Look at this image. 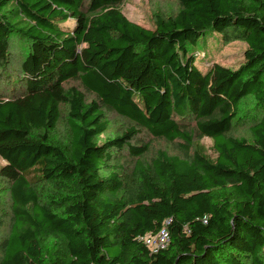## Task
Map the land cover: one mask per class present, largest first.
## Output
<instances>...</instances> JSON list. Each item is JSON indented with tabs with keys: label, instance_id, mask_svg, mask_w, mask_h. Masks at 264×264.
Here are the masks:
<instances>
[{
	"label": "trees",
	"instance_id": "obj_1",
	"mask_svg": "<svg viewBox=\"0 0 264 264\" xmlns=\"http://www.w3.org/2000/svg\"><path fill=\"white\" fill-rule=\"evenodd\" d=\"M123 1L0 0L2 70L29 45L17 96L0 97V264H264V0H175L152 29ZM210 34L247 45L238 68L198 69ZM108 113L129 125L101 141ZM164 228L153 254L142 239Z\"/></svg>",
	"mask_w": 264,
	"mask_h": 264
},
{
	"label": "rangeland",
	"instance_id": "obj_2",
	"mask_svg": "<svg viewBox=\"0 0 264 264\" xmlns=\"http://www.w3.org/2000/svg\"><path fill=\"white\" fill-rule=\"evenodd\" d=\"M122 13L132 22L139 24L145 28H153V18L155 15L161 17H169L175 15L179 11V6L175 0H124L120 6ZM75 22L68 21L62 25L65 30L72 31ZM29 50L28 43L21 39L14 40L11 45V54L6 69L0 67V97H14L19 92V88H15L14 81L16 75L20 72V65L26 57ZM247 50V45L234 41L224 43L222 37L218 34H210L205 39H202L198 48L194 50L195 65L198 69L206 73L214 65H221L226 68L236 69L244 61V54ZM80 87L79 83L71 82L67 87ZM66 113L61 125L58 128L60 137H66L67 131L65 128ZM107 120L110 122V129L106 135L101 136V141L107 138L122 134L128 123L119 118L113 113L107 114ZM245 126H240L236 133L243 136L246 132ZM143 142L151 144V154H155L159 150L167 151L171 155L178 154L177 148L174 145L167 144L163 140H155L150 136L141 135L139 137ZM200 144L204 147L205 154L210 158H216L212 149V141L208 138L202 139ZM6 166V162L0 158V170ZM11 199L8 184L0 179V242L7 236L11 226Z\"/></svg>",
	"mask_w": 264,
	"mask_h": 264
},
{
	"label": "built area",
	"instance_id": "obj_3",
	"mask_svg": "<svg viewBox=\"0 0 264 264\" xmlns=\"http://www.w3.org/2000/svg\"><path fill=\"white\" fill-rule=\"evenodd\" d=\"M142 240L153 254H157L168 247L170 237L168 231L164 228L158 234L148 235Z\"/></svg>",
	"mask_w": 264,
	"mask_h": 264
}]
</instances>
